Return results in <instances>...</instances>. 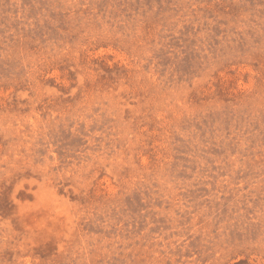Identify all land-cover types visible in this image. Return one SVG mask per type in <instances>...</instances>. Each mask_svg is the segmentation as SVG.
Segmentation results:
<instances>
[{"label":"rangeland","instance_id":"374dc122","mask_svg":"<svg viewBox=\"0 0 264 264\" xmlns=\"http://www.w3.org/2000/svg\"><path fill=\"white\" fill-rule=\"evenodd\" d=\"M0 264H264V0H0Z\"/></svg>","mask_w":264,"mask_h":264}]
</instances>
